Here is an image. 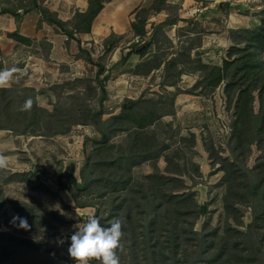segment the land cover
Here are the masks:
<instances>
[{"label":"trees","instance_id":"1","mask_svg":"<svg viewBox=\"0 0 264 264\" xmlns=\"http://www.w3.org/2000/svg\"><path fill=\"white\" fill-rule=\"evenodd\" d=\"M107 1L88 0L87 11L76 12L70 22L59 20L48 8L40 6L38 0H33V6L23 9V13L26 15L39 9L43 21L57 27V32L66 35L70 41L77 34L91 33L93 22ZM166 4L167 0H155L151 8L137 11L132 23L135 36H147L148 18L151 13L164 10ZM2 13L21 19L17 11L3 10ZM176 23L177 20H166L157 27ZM231 33L239 36L240 40L235 41L231 36L233 46L228 50L222 66L202 65L211 71L210 84L216 88L224 83L227 96L236 105L230 150L233 158H219L216 162L225 173L223 203L227 223L222 233L211 227L204 229L203 233L194 230L198 218L208 214V206H199L195 201L196 194L186 192L189 189L180 169L169 172L171 176H167L157 167L161 158L168 166L171 161L163 154L168 147L159 150L155 146V138L150 137L152 127L165 116L151 107L150 100L144 96L136 100L126 99L118 115L103 119V104L108 99L106 84L110 77L105 75L101 78L107 72L105 66L95 63L80 42L79 51L83 55L80 58L97 68L94 80L100 94L99 110L82 104L76 111L63 112L55 107L50 113L38 105V94L33 88L26 87L24 93L15 97L9 88H0V130L17 135L41 136V123L53 130L51 121L47 122L53 117L57 123L68 125L57 134H67L75 125L96 129L100 138L92 140V153L81 170V181L59 170L58 188L69 193L77 208H94V216L100 219L103 226L120 220L122 236L117 250L120 264H264V24L262 28L234 30ZM8 37L17 42H31L18 33L8 34ZM116 37L112 35L105 40V53H111L117 47L112 40ZM141 45H134L120 62L127 63L131 55L144 58L152 44H144L142 49H138ZM162 65V61L153 63L148 60L138 68L146 69L143 74L148 75ZM96 88H90V93L97 95ZM30 94L33 96L30 97ZM29 99L31 107L23 110L25 101ZM256 100L258 112L254 106ZM119 135H126L125 144L113 142ZM253 144L259 147L261 156L256 166L250 169L244 160ZM208 153L212 159L211 151ZM147 162L153 164L154 173L144 180H135L133 169ZM13 175L27 182L25 173ZM31 175L40 179L39 171L31 172ZM122 193L123 196H117ZM83 196L88 200H83ZM4 205L0 202V211ZM37 206L18 202L13 209L16 215L26 217L28 223L37 221V224L46 227L50 231L48 241L39 242L36 239L41 233L36 227L29 228L34 237L27 239L28 231L8 223L10 232H0V264H42V261L33 260L30 251L43 256L55 253L59 260L66 262L71 259L60 247H50L55 238L60 239L61 234L52 226L50 217L38 213L41 210ZM240 206L252 209V223L246 232L239 229L243 217ZM11 219L8 218L9 222ZM89 264H100V261L92 258Z\"/></svg>","mask_w":264,"mask_h":264},{"label":"rangeland","instance_id":"2","mask_svg":"<svg viewBox=\"0 0 264 264\" xmlns=\"http://www.w3.org/2000/svg\"><path fill=\"white\" fill-rule=\"evenodd\" d=\"M43 2L44 0H40L42 7H44ZM170 2L173 3H167L160 16L154 14L156 16L154 21L146 28L150 35L137 38L131 33L123 37L112 38L117 43L122 58L131 51L134 45L152 44L146 56L140 57V63L135 69L130 67L133 66V63L128 64L133 55L125 64L120 62L122 59L119 62L113 61V54L117 47L111 53H105V41L104 43L99 41L96 44L92 42V46H87L92 48L96 63L102 64L107 70L101 78L105 75L110 77L106 84L108 99L103 104L105 110L103 119L108 120L112 116L118 115L122 104L128 99V95L135 100L141 96L150 100L151 107L157 110L158 114L165 115L160 123L152 127L150 137L155 138V146L159 150L164 146L168 147L163 154L168 156L171 161V165L168 166L164 158H161L157 167L163 175L167 176H171L169 172L180 169L185 185L189 189L186 192L196 194L195 201L199 206H208V214L198 218L194 230L203 233L204 229L211 227L222 233L227 223L223 203V196L226 192V187L223 185L225 173L216 162L219 158H233L230 150L236 120V105L235 101L231 102L227 96L224 83L214 88L210 84V69L202 67V65L208 64L205 63L204 53L199 48L202 46L204 36L209 35L213 27L208 25L203 27V24L198 21L195 25L178 23L176 27H157L160 25L159 22L165 19V15H168V19H166L168 21L178 19L179 1L170 0ZM203 3L205 4V2ZM233 3L234 15L243 18L245 16L257 18L254 27L239 30L262 28L264 0H241L238 3L233 1ZM32 6L33 0H0V37L5 38L4 34L10 28L8 19L12 18L10 14H3V10L17 11L23 17L25 15L23 9ZM35 10L40 12L39 9L33 11ZM224 14L227 16L228 11ZM210 16L212 17V15ZM15 19L20 21V19ZM42 22L45 21L41 17L39 28H41ZM217 23L218 26L224 25L219 20ZM52 27L57 32V27ZM231 31L234 30H230V37L239 41V36L232 34ZM206 40L210 42L209 39ZM33 45L32 49H29L30 52H36V48H39V53L45 55L49 49V44L45 40L34 41ZM232 46L233 44L227 49L224 48L225 57ZM5 47L7 50L15 51L17 56L8 55L0 59V71L14 70L11 79L7 83L0 84V88H9L14 97L24 93L23 90L26 87L33 88L38 94V105L50 113L55 107L63 112L65 110L76 111L82 104L99 110L100 94L94 80L97 72L96 66L86 62L87 65L81 69V75H68V68H61L62 75H58L57 79H49L43 73L35 76L37 73L31 68L25 67L24 59L27 57V48L18 51L14 50L13 45ZM123 51L127 53L123 55ZM81 56L83 57L79 52L77 57ZM220 57L219 55L213 56L211 62H221L222 58ZM148 60L153 63L162 61L163 65L160 69L144 75L143 72L146 69L138 68V66ZM171 62L175 64L170 65ZM208 66L216 65L212 63ZM76 67L77 65H75ZM36 85H38L37 89L32 87ZM90 88H96L97 95L91 94ZM29 96L32 97L33 94ZM174 97H176L175 100H173ZM254 106L255 111L258 112L257 100ZM49 121L53 124V130L48 129L45 123H41V136L17 135L12 131L0 130V158L7 161L5 167H0L2 193L0 202L5 204L0 211V232H10L7 227V224H10L8 218L16 215L13 209L16 203L24 202L34 206L39 204L37 208L41 211L38 213L41 216L45 213L52 219V226L58 234H61L60 239L64 240V243L60 244L58 242L60 239L55 238L50 247L58 249L60 247L68 255L69 243L67 244V242H70V236L75 230L73 226L77 222L86 220L89 215H95V209H80L75 206L69 193L58 188V171L62 170L67 175L73 174L80 182L81 170L92 153V140H98L100 136L96 129L85 125H75L71 127L69 133L64 135L57 134V131H64L68 125L57 123L54 117L47 119V122ZM125 136L119 135L113 139V142L125 144ZM209 150L212 159L208 153ZM36 153L39 155L37 156ZM260 156L259 147L253 144L244 160L245 165L250 169L254 168ZM34 171L40 172V179L31 175V172ZM154 171L153 164L147 162L135 167L132 174L135 180L141 181L146 176L152 175ZM20 172L26 174L27 182H23L21 180L24 179L13 175ZM117 196H123V193L122 195L117 194ZM82 198L88 200V197L83 196ZM239 209L243 216L242 226L239 229L246 232L252 223V209L248 206H240ZM36 222L29 221V224H33L30 227H36L41 231L36 239L39 242H47L50 231ZM231 223L235 224L233 221ZM26 231H28L27 239L34 237L30 229ZM30 252L33 255L31 256L33 260L42 261V264H76L73 258L69 262L59 260L55 253L43 256Z\"/></svg>","mask_w":264,"mask_h":264},{"label":"crops","instance_id":"3","mask_svg":"<svg viewBox=\"0 0 264 264\" xmlns=\"http://www.w3.org/2000/svg\"><path fill=\"white\" fill-rule=\"evenodd\" d=\"M154 1L155 0H108L101 13L93 22L91 33L77 34L75 35V39L70 41L63 33L55 32L54 27L46 22H42L41 28L38 27L41 20V11H32L21 17L20 21H17L15 17L10 15L12 17L8 19L10 28H8V31L4 34L5 38L2 36L0 37L2 40L0 42V59L8 55L17 56L15 51L12 52L5 47L7 45H13L14 50L19 51L22 48L28 49L27 57L24 59L25 67H29L32 71L37 73L35 76H38L39 73H43L49 79H57L56 77L58 75L63 74L61 68H68V75H81V69L87 65V63L83 59L77 57L80 52L78 42H81V47L89 52L92 60L96 63L92 48H88L87 46H92V42L96 44L99 41H103L104 43V41L112 35L123 37L132 33L135 36L132 30V23L135 21L137 11L142 8H151ZM178 1L179 17L177 23L175 25H168V27H176L178 23L195 25L196 21L201 22L203 27H205V25L213 27L211 28L212 32L204 36L202 46L199 48L203 51L205 56L204 61H206L205 63L208 65L213 63V65L218 67L222 66L221 63H223V60L226 58L224 48L227 49L233 44L229 34L230 30L252 28L256 25L254 23H257V18L254 16H245V18H243L242 16L233 14V1L238 3L241 0ZM203 2H205V4ZM167 3L173 2L167 0ZM38 4L40 5V0H38ZM43 6L56 14L59 20L70 22L73 20L76 12L87 11L88 0H44ZM163 11L164 10L154 14L160 16ZM227 11L228 14L226 16L224 13H227ZM154 14L151 13L146 28L154 21L156 17ZM210 15H212V17ZM166 19H168V15H165V19L161 20L159 23L165 22ZM216 19L221 21L224 25L218 26ZM12 33H18L21 37L30 40L31 43L17 42L9 38L8 34ZM147 35H150V33H147ZM206 39H209L210 42ZM39 40H45L49 44V49H47L45 55H42L41 52L39 53V48H36V52H30L29 50L34 46V41ZM127 50L130 51V49ZM125 53L127 52L123 51V55ZM120 54L122 53L117 47L113 54V61L119 62L122 59ZM218 55L221 56L220 58L222 59L224 57V59H221V62H211L213 56L217 57ZM131 63H133V66H130L131 69H135L140 63V56L133 55L129 59L128 64L130 65ZM75 65H77L79 69L77 67L75 68ZM32 87L37 89L38 85ZM127 98L135 100L130 95H128ZM36 155L38 156L39 153H36Z\"/></svg>","mask_w":264,"mask_h":264},{"label":"clouds","instance_id":"4","mask_svg":"<svg viewBox=\"0 0 264 264\" xmlns=\"http://www.w3.org/2000/svg\"><path fill=\"white\" fill-rule=\"evenodd\" d=\"M12 71H0V84L7 83L12 77ZM31 99L25 101L23 110L31 107ZM7 161L0 158V167H5ZM10 223L20 229L30 228L26 217L14 215ZM70 236L68 255L76 264H89V260L97 258L100 264H120L117 250L122 236V224L116 219L110 226H103L97 216L89 215L83 222H77ZM64 243L63 239L58 241Z\"/></svg>","mask_w":264,"mask_h":264},{"label":"water","instance_id":"5","mask_svg":"<svg viewBox=\"0 0 264 264\" xmlns=\"http://www.w3.org/2000/svg\"><path fill=\"white\" fill-rule=\"evenodd\" d=\"M144 47V45L140 46L139 49H142Z\"/></svg>","mask_w":264,"mask_h":264}]
</instances>
